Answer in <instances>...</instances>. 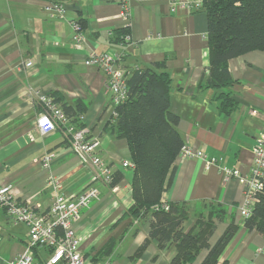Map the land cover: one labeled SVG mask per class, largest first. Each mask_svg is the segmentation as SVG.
I'll use <instances>...</instances> for the list:
<instances>
[{"label": "crops", "instance_id": "0c3cea01", "mask_svg": "<svg viewBox=\"0 0 264 264\" xmlns=\"http://www.w3.org/2000/svg\"><path fill=\"white\" fill-rule=\"evenodd\" d=\"M54 1L0 0V181L13 186L17 200L41 209L50 207L56 192L75 195L92 182L91 167L71 149L67 126L48 135L36 126L42 112L37 92H58L75 112L70 124L90 127L102 141V159L123 175L114 186L97 183L99 199L76 225L80 249L94 257L111 241L113 250L101 254L108 264H170L174 245L160 251L154 240L136 254L150 222L123 217L133 202L134 169L122 165L131 154L125 139L104 131L114 112L106 69L85 64L90 53L109 55L127 69L164 62L173 78L170 110L179 117L185 144L216 158L218 165L178 156L163 199L188 202L186 230L193 226L201 203L227 209L229 218L218 225L210 243L231 220L238 230L215 264H264V235L248 230L240 212L245 200L241 177L250 174L253 147L264 127V49L230 59V73L237 81L230 91L238 106L224 111L214 90L200 88L209 65L208 16L203 9H191L185 4L188 0H61L64 16H56L47 9ZM124 9L129 17L123 16ZM74 22L82 23L80 42L74 39ZM127 25L131 42L112 43L110 33ZM28 60L33 67H25ZM48 153L54 154L50 169L42 165ZM220 167L235 169L238 175L225 177ZM50 176L59 181L60 189L48 183ZM0 236V264L25 250L28 226L1 206ZM207 253L204 248L185 264H201Z\"/></svg>", "mask_w": 264, "mask_h": 264}, {"label": "trees", "instance_id": "16d2710c", "mask_svg": "<svg viewBox=\"0 0 264 264\" xmlns=\"http://www.w3.org/2000/svg\"><path fill=\"white\" fill-rule=\"evenodd\" d=\"M201 2V9L208 16L209 65L202 75L200 88L214 90L220 108L231 111L238 103L230 91L237 81L230 73L229 61L250 51L264 49V0ZM110 34L114 44L125 46L131 42L129 25ZM129 71L127 97L114 108L116 115H112L104 131L127 141L130 160L134 163L131 183L133 202L123 217L130 218L131 222H150L149 233L136 254L141 255L155 240L160 251L175 246L176 255L170 264L192 262L204 248L208 249V253L201 264H215L238 230V225L231 220L217 241L210 243L218 225L228 220L227 209L201 203L193 226L186 230L185 223L190 219L188 202L163 199L176 172V159L185 145L178 130L179 117L170 110L172 75L165 69L164 62H155L145 68L130 67ZM49 96L60 105L69 121L75 114L72 105L66 103L64 96L58 92ZM72 125L82 128V125ZM122 178L121 173L114 171L109 185L114 186ZM203 206L210 207V210L203 212L200 210ZM244 226L264 235V189L251 215L244 219ZM113 246V242H108L94 256V261H101V254H109ZM37 256L43 263L38 253Z\"/></svg>", "mask_w": 264, "mask_h": 264}, {"label": "built area", "instance_id": "2783aa9c", "mask_svg": "<svg viewBox=\"0 0 264 264\" xmlns=\"http://www.w3.org/2000/svg\"><path fill=\"white\" fill-rule=\"evenodd\" d=\"M186 6L194 10L202 8L201 0H188ZM56 16H64V4L62 1H54L47 7ZM123 16L129 17V12L124 9ZM76 42L83 40L81 26L74 22ZM87 65H102L108 75V89L112 94L113 109L127 97V77L129 69L112 61L109 55H97L90 53L85 60ZM31 60L25 62L26 68L33 67ZM37 101L42 106V112L36 119V126L42 135H48L58 130L60 126H67L71 137V149L79 157L81 162L92 169L91 183L81 192L68 195L56 192L53 202L47 209L40 206H32L28 202H21L14 196L13 186L0 181V206L7 213L15 217L16 222L25 223L28 226V240L23 252L16 255L6 264H108L106 261H94V257L87 255L80 249V238L76 231V225L80 221L83 212L92 203L99 199L100 189L97 183L109 185L112 181L114 170L105 162L98 153L102 141L91 134L90 127L78 128L70 124L60 105L43 91H38ZM257 113V111H253ZM113 115H116L114 110ZM181 158L197 157L206 165L216 164V158L211 157L201 150H196L188 144L182 147L179 154ZM54 154L48 153L42 158V165L50 169ZM124 167H134L132 160H125ZM225 177L238 175L235 169L220 167ZM245 184V200L240 209L241 215L246 218L260 200V194L264 189V127L256 137L253 147V162L250 174L241 177ZM48 183L60 189V183L53 176ZM2 236H0V242ZM42 257L40 262L37 253Z\"/></svg>", "mask_w": 264, "mask_h": 264}, {"label": "rangeland", "instance_id": "374dc122", "mask_svg": "<svg viewBox=\"0 0 264 264\" xmlns=\"http://www.w3.org/2000/svg\"><path fill=\"white\" fill-rule=\"evenodd\" d=\"M200 210H202L203 212H208L210 210V207L208 206H203L200 208ZM15 218V217H14Z\"/></svg>", "mask_w": 264, "mask_h": 264}]
</instances>
